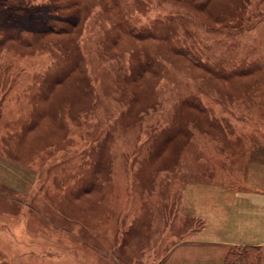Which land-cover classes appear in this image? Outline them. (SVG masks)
Returning a JSON list of instances; mask_svg holds the SVG:
<instances>
[{
    "label": "rangeland",
    "instance_id": "374dc122",
    "mask_svg": "<svg viewBox=\"0 0 264 264\" xmlns=\"http://www.w3.org/2000/svg\"><path fill=\"white\" fill-rule=\"evenodd\" d=\"M49 1H36L33 12ZM91 1H81L83 11ZM119 1L125 14L138 11H129L133 0ZM141 1L139 26L163 33L146 30L149 71L124 83L129 64L141 60L130 57L125 38L108 40L111 15L87 11L81 43L96 98L73 105L82 107L76 117L62 112L60 129L36 127L19 139L31 116L19 105L30 104L32 83L59 70L60 51L12 60L15 83L0 118V264H221L240 253L242 264L259 262L240 244L264 245V226L231 219L226 202L253 193L264 199V188L238 191L230 182L264 180L250 168L264 167V0H208L203 12L211 18L182 0ZM222 12L227 20L217 19ZM2 15L0 24L14 23ZM26 18L16 19L25 27L16 33L29 34ZM73 89L83 91L77 81L63 94ZM153 98L156 105L138 119L139 103L147 107ZM192 100L198 108L184 104ZM174 115L185 117L180 127ZM255 217L264 225V216Z\"/></svg>",
    "mask_w": 264,
    "mask_h": 264
},
{
    "label": "trees",
    "instance_id": "16d2710c",
    "mask_svg": "<svg viewBox=\"0 0 264 264\" xmlns=\"http://www.w3.org/2000/svg\"><path fill=\"white\" fill-rule=\"evenodd\" d=\"M36 1L38 0H0V20L4 18L2 14L9 13L12 16V21L14 22L12 23L11 20L9 21L8 19L4 20L2 24H0V118L2 117L1 109L6 100L7 93L15 83V80L12 79L9 74V68L13 64L12 60H17L18 64L20 61L25 62L27 58L30 60L31 56H25L29 55L28 51L37 53L45 51L46 54L51 56L56 52V49H58L61 53H59L60 56L59 54L55 53L56 57H59V60H62L61 63H58L56 65L59 70H56L55 73L54 71L53 73H49V71H47L43 78H38L39 83H30L32 88H35L36 84L38 85L36 92H34L29 105L27 103V105H19L21 107V110L23 111L25 107H30L31 109V116L29 118L30 120L26 121L24 128L20 131L19 139L22 137L23 140L27 133H29L36 127L39 131L45 130L46 132L47 130L51 131L54 126H56V129H60L61 125L58 124L57 119H60L59 117L61 116L62 112H67L69 115L71 114L76 117V114L81 113L80 110H82V107L75 109L73 108V105L77 106L84 100L87 101L89 99L96 98V96L94 95L95 89L93 88L92 79H90V71L88 70V61L86 60L83 45L81 43L84 42L82 41V34L87 24L86 21L88 17L85 16L87 15V11L92 13L95 8L101 7V9H104L106 11V15H111L110 19H113L111 25L114 31L110 35L107 34L108 40L110 38V40L112 39V42H116L117 40L120 42L121 39L125 38V49L127 47H130V50L128 51V53H130L131 51L130 57L134 55L136 59L141 60L140 63L131 62L129 64V72L121 78V80L123 79L124 83H133L134 81H137L136 79L140 78L142 73L149 71L148 60L150 54L148 51L147 43L149 39H147L146 37V30H152L153 32L159 31L163 35L158 27L149 26L148 24L145 25L146 27H143L142 25L139 26V23L141 22L140 15L146 10V5H143L141 0L132 1L134 5H131V9H129V11L134 9V7L138 10H135L133 16L130 14H125L124 7H121L123 9L122 12V9L119 7V0H92L86 6L84 11L82 8V0H59L61 4H59L60 6L58 7L56 5V0H50V4L47 10H43L40 6L38 12H33V9H35L34 3ZM182 1H185L186 4L190 3V8L192 7V9H194L196 13H200L202 15L204 14L203 11L208 7L207 3H209L207 2L208 0ZM199 5L202 9L198 8ZM228 8H230V6ZM25 15H28V18H26L25 20L28 21L30 25H28L29 34L16 33L18 29H21L22 31L25 30L23 23L15 26L16 22H20L16 19H20ZM207 15L208 16L204 14V16L211 18L210 14ZM217 19L223 21L227 20L226 14L222 12L221 15L217 17ZM172 23L173 19H171L168 23H165L163 26L165 28H169L172 26ZM225 30L227 31V29ZM134 41L140 43L141 47H135L131 49V46H134L132 44ZM27 45L29 46L27 47ZM170 47H172V45ZM176 48V53L183 55L186 59L181 56L179 57L183 58L187 62L189 61L190 65L193 64V61L199 64L198 60L193 55H191L190 57V52L186 50L187 48ZM116 59L117 58H115L114 60ZM15 69L17 68L15 67ZM77 81L78 84L82 85L83 91L78 90L77 92L73 89L68 94H63V90L68 89L72 84H77ZM31 87L29 86L30 91ZM126 91H129V89H127ZM153 101L154 98L152 99V101H150V106L148 105L147 107L143 106L144 103H139L142 106L137 110L138 112L135 109V115L138 116V114L141 112L142 114L138 116V119L144 116V111H149V108H152L151 105L155 104V102ZM189 102L190 104L192 103L194 107H199L198 104L194 102V100L187 101L184 104L188 105ZM129 103L130 104H128V107L130 108L133 105V102L129 101ZM131 114H133V112ZM188 115V113H185V116ZM172 119L173 125L176 128L182 125V123H179L178 121L184 122L182 121V119L185 120V117L182 116L180 118L179 115H174ZM78 120L79 119L70 118L69 121H73L74 124H78ZM175 128L173 130L175 131L174 133L179 130H184V128H178L177 130H175ZM16 141L18 140L16 139ZM171 141H173V139H171ZM28 148L30 149L29 146ZM162 148L163 146L159 144L156 150H161ZM17 150L20 149L17 148ZM96 151L94 153L93 151H87L88 153L86 154H95ZM26 152L27 150L24 152V154H26ZM95 162L98 165H103V163H101L99 159L94 161V163ZM89 165H91V163H89ZM96 180L94 178L90 181L92 186L97 185ZM250 252H252V250ZM241 256V253L237 256H233L226 263L233 264L239 259L242 262L244 259ZM249 262H247L246 264H258V259L255 262Z\"/></svg>",
    "mask_w": 264,
    "mask_h": 264
},
{
    "label": "crops",
    "instance_id": "0c3cea01",
    "mask_svg": "<svg viewBox=\"0 0 264 264\" xmlns=\"http://www.w3.org/2000/svg\"><path fill=\"white\" fill-rule=\"evenodd\" d=\"M259 133H257L256 135L258 136ZM261 147L264 149V144H260ZM260 148V149H262ZM246 167L249 170V165L248 163H246ZM256 171H260L262 173H264V167H250ZM230 182H235L238 191H241V189H253V188H264V180H260L257 178H254L253 176L248 177V178H243V179H238V180H233ZM229 187V185H224L223 187ZM228 189H232V188H228ZM250 193L249 191L243 192V195ZM249 197L251 199H249ZM261 204H264V199L260 194L257 193H253L250 195H246L243 196L241 198L234 200H228L226 202V205L228 207V209L231 212V216L234 218H231L233 220H237V221H242V220H247L249 218H252L255 220L256 224L259 226H264L261 225L260 219L257 217H255V215H260V218L264 216V214L262 215L261 213ZM236 206V207H235ZM230 219V218H229ZM264 219V217H263ZM246 223V221H245ZM258 229H260L259 227H257ZM241 246H245V247H251L252 252L256 253L254 256H258L259 258V262L258 264H264V245H250V244H246V243H242L240 244ZM237 246V245H235ZM234 246V247H235ZM225 256V255H224ZM223 262L221 264H227L224 261V258L222 260ZM249 262V261H248ZM254 262V261H253ZM250 263V262H249ZM233 264H242L240 261H235Z\"/></svg>",
    "mask_w": 264,
    "mask_h": 264
}]
</instances>
